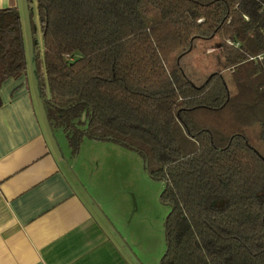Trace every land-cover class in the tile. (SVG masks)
I'll use <instances>...</instances> for the list:
<instances>
[{
  "label": "trees",
  "instance_id": "1",
  "mask_svg": "<svg viewBox=\"0 0 264 264\" xmlns=\"http://www.w3.org/2000/svg\"><path fill=\"white\" fill-rule=\"evenodd\" d=\"M35 2L47 121L72 154L112 141L166 183L160 264H264V0ZM196 39L221 55L201 84L176 63ZM26 69L19 9L0 8V88Z\"/></svg>",
  "mask_w": 264,
  "mask_h": 264
},
{
  "label": "crops",
  "instance_id": "2",
  "mask_svg": "<svg viewBox=\"0 0 264 264\" xmlns=\"http://www.w3.org/2000/svg\"><path fill=\"white\" fill-rule=\"evenodd\" d=\"M18 1L25 8L23 0H0V8H21ZM0 100V264H156L142 233L149 217L119 181L120 155L128 151L136 165V152L85 136L72 154L46 121L28 53L26 71L3 82Z\"/></svg>",
  "mask_w": 264,
  "mask_h": 264
},
{
  "label": "rangeland",
  "instance_id": "3",
  "mask_svg": "<svg viewBox=\"0 0 264 264\" xmlns=\"http://www.w3.org/2000/svg\"><path fill=\"white\" fill-rule=\"evenodd\" d=\"M23 1L26 4L25 8L22 7V1L17 3L18 5L21 4V8L18 9L21 16L24 43L29 55L34 48L42 50V37L35 0L30 2L28 0ZM210 45L206 40L196 39L194 47L191 48L192 51L186 54L183 63L179 61V58H176V63L179 62L178 64L183 69L184 74L196 84L203 83L209 74L219 68L220 52L213 46L210 47ZM125 152L124 155H120L118 173L121 178H119V181L125 190L131 189L137 194L140 208L142 209L141 213L149 217V222H147L148 229L147 231L142 229V233L145 236L144 240L147 247L157 250L159 258L156 264H159L160 258L166 249L163 224L165 216L169 212V207L160 201V194L164 185L162 181L154 179L147 174L144 158L140 153L134 151L137 154V164L134 165L130 153L128 151ZM114 180L115 178L112 177L111 190L115 186L113 184ZM162 213H165L163 218L161 216Z\"/></svg>",
  "mask_w": 264,
  "mask_h": 264
},
{
  "label": "water",
  "instance_id": "4",
  "mask_svg": "<svg viewBox=\"0 0 264 264\" xmlns=\"http://www.w3.org/2000/svg\"><path fill=\"white\" fill-rule=\"evenodd\" d=\"M187 51H189V50H187ZM181 55H183V54H181ZM35 56H36V51H35V48H34L33 51L30 53V62H31V64H32V66H33L34 74H35V77H36V80H37V85H38L39 98H40L41 105H42L43 110H44V106H43V104H44V99H43V97H42L41 94H40V89H39V84H38V77H37V71H36V66H35ZM44 114H45V111H44ZM45 118H46V114H45ZM46 121H47V118H46ZM47 123H48V121H47ZM48 125H49V123H48ZM49 126H50V125H49ZM50 130H52L51 127H50ZM147 167H148V164H147V161H146V162H145V168H146V172H147V174L149 175V172H148ZM70 172H71L72 175L77 179V181H79V178H78L76 172L72 169V167H70ZM163 185H166V183L163 182ZM163 187H164V186H163ZM162 191H163V190H162ZM161 193H162V192H161ZM89 197H90V200L92 201V203L96 206V208H97L100 212H102V208H101V206L98 204V202L95 200V198H94L93 196H90V195H89ZM160 197H161V194H160ZM160 201H161V198H160ZM169 211H170V210H169ZM168 214H169V212L166 214L165 219H164V228H165V221H166V219H167V217H168ZM103 216H105V215H103ZM112 228H113V230H114V233H115V234L120 238V240L122 241L123 246L126 247V248H127V247L129 248V246L127 245V241H126V239L123 238V237L120 235V233L118 232V230H117L114 226H112ZM164 254H165V252H164ZM164 254H163V255H164ZM163 255H162L161 258H160L159 264H160V262H161V259H162Z\"/></svg>",
  "mask_w": 264,
  "mask_h": 264
}]
</instances>
